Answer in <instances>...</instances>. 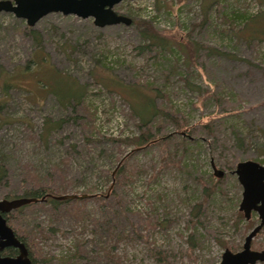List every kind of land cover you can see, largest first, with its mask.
I'll use <instances>...</instances> for the list:
<instances>
[{
    "label": "rangeland",
    "instance_id": "rangeland-1",
    "mask_svg": "<svg viewBox=\"0 0 264 264\" xmlns=\"http://www.w3.org/2000/svg\"><path fill=\"white\" fill-rule=\"evenodd\" d=\"M263 8L261 0H122L113 9L133 21L103 27L60 12L28 26L0 12V74L11 83L0 90V162L7 168L0 199L21 194L28 173L83 198L55 210L44 200L25 208L27 218L18 220L25 230L44 229L29 231L36 263L115 264L112 256L116 264H217L225 248L241 249L258 216L239 211L242 187L233 170L249 159L264 165V34L249 32H264V13L254 20ZM145 23L159 39H145L138 27ZM31 58L45 60L33 70L43 85L23 69L34 68ZM70 77L84 93L79 103L62 104L52 93L67 99ZM133 84L178 115L189 138L159 118L161 132L175 137L166 148L152 143L129 155L131 179L118 189L122 208L113 202L103 210L95 195L105 194L110 171L132 150L118 140L139 132L118 89ZM59 120L43 137L44 126ZM263 233L253 249H264ZM78 246L83 254L72 257Z\"/></svg>",
    "mask_w": 264,
    "mask_h": 264
},
{
    "label": "trees",
    "instance_id": "trees-1",
    "mask_svg": "<svg viewBox=\"0 0 264 264\" xmlns=\"http://www.w3.org/2000/svg\"><path fill=\"white\" fill-rule=\"evenodd\" d=\"M261 3L264 6V0H261ZM263 13H264V8H263V11L260 12V14L258 16H256L254 20H257L258 18H260ZM254 20H253V22H254ZM138 27L142 28L141 31L143 34H145L144 35L145 39L152 40V39L157 38V35H158V34H156L157 30L151 29V28L149 29L150 25L148 23H145L144 27H143V25H140ZM145 27H147L148 29H146ZM249 32L255 34L256 36H260L261 34H264V32L254 33L252 31H250V26H249ZM157 39H159V38H157ZM160 43L162 44V42H160ZM198 47H200V46H198ZM30 61L35 62L34 68L30 69V71H29V69H26L25 67L23 69L27 73H31L35 81H39V79L36 78L35 75L33 74V70L38 68L40 65L39 63L43 62L45 60L44 59H38V58L37 59L31 58ZM6 75H7V77H2V75L0 74V90L3 93H6L8 88L11 87V83H10V80L8 78L9 74H6ZM63 76H65V75H63ZM67 76L68 75H66V77ZM39 82L43 85V83L41 81H39ZM71 82H72V85L74 86V89H73V91L70 90V93H69L67 99H61L62 98L61 96H59L58 94L52 93L56 96V98H58L59 102H61L62 104H65L67 101L69 102L70 99H73V100H75V102L79 103L80 99H81V95L84 93L83 89L79 85H77V83L72 78H71ZM104 85H105V87H107L108 90H110V87L108 85H106V84H104ZM120 86H121V88H118V89H121V91L123 92V95H125L129 99V101H130L129 105L132 109V113L134 114V116H136V118L138 120L137 126L139 129V132L136 136H131V137L127 136V137L122 138L121 140H118V141H121L127 145H131L132 150L128 155L119 159L118 163L115 165L114 169L112 171H110V174H111L110 179H109L110 185L106 189L107 191L105 192V194H96L95 195L96 199L99 202L100 208L103 210H111L113 207V202H115L116 204H118L122 208V203L120 202V194L118 192V189L120 186H124L131 179L132 172L128 167L129 155L131 153L133 154L136 149L141 148V147H145V146L152 144V143H157L158 145L164 146L166 148L167 145L169 144V143H167L169 141V139L171 140L172 137H175V134H173V133L161 132V130H160L161 129L160 128L161 122L158 123V125H157V121L159 118L160 119L167 118L168 120L173 122V124L175 125V128L178 129L179 133L183 137L189 138L188 135L183 133V131L185 130V124L183 123V121L180 120V117L178 115L171 114L170 112H167L166 110L164 111L161 108H158V106H156L155 95L152 96V95L143 93L142 91L139 90L138 84L137 85H135V84L128 85V86H130V88H126L125 85H120ZM43 88L44 87L42 86L40 91H43L44 92L43 94H45L46 92H45V90H43ZM1 107H2V105H0V109H1ZM61 121L62 120L55 121L53 123L48 122L46 124V126H44V129H43V134H42L43 137H46L50 133L51 129L54 128L53 126L56 123L59 126L61 124ZM204 126L207 129V131L211 132V125L209 123H206ZM182 139L187 140L186 138H182ZM6 175H7V168L2 162H0V178H4ZM27 177H28V181L26 184L24 182H21L22 183V185L20 186L21 194L20 193L19 194H15V193L10 194V195H7L6 199L9 200V199L21 198V197H36V198L43 197L45 200L42 203L48 204L50 206V208L53 210L57 209L60 204H65V203H70V202L76 204V202L81 201V199H83L81 197H76V198H71V199H56L53 196L61 195V194L57 190V187L51 182V180L43 181V180L36 178V176L34 174H30V173H28ZM218 179H221V177H218ZM203 187H204L203 190L206 191L207 186L204 185ZM112 199H114V201H112ZM32 203H34V202L26 203V204L17 206L12 211H9V212L3 214L6 221H8V222L10 221V222H13L12 224L18 225V226H16L17 228H15V234L25 244V246L28 250V255L30 252V249H29L30 244L32 243V241L29 239V234L31 233L29 231L30 230H36L37 234H40V235L44 234L43 227L36 225V226H33L32 229H30L27 232L26 227L28 224L25 226L24 222H23L24 224L18 222L20 217L23 219L27 218V213L25 211V208L31 206ZM238 217L240 220L242 219L241 213H238ZM262 231H264V227H263ZM261 232L259 234H261ZM188 242L190 243V247L194 244L192 236L189 237ZM231 249H232V247H231ZM6 253L12 255V254L16 253V250L8 249V250H6ZM157 253L159 254L158 256H160L159 257L160 259L165 260V257L162 256L160 252H157ZM82 254H83V249L80 248V246H78V247H76V250H75L72 257H79ZM29 256H30L33 264H38L34 261V259H32L31 252H30ZM110 258L112 259L113 263H115V264L119 261L118 258H114L112 256ZM48 261H49V258L44 257L43 259H41L40 264H42L43 262H48ZM79 264H87V263L81 262Z\"/></svg>",
    "mask_w": 264,
    "mask_h": 264
},
{
    "label": "water",
    "instance_id": "water-1",
    "mask_svg": "<svg viewBox=\"0 0 264 264\" xmlns=\"http://www.w3.org/2000/svg\"><path fill=\"white\" fill-rule=\"evenodd\" d=\"M122 0H0V12L12 13L17 18H23L28 26H33L43 16L60 12L63 15H75L81 18H93L96 26L103 27L123 23L129 25L132 19L117 13L113 7ZM214 175L221 177L222 170L212 165ZM233 173L242 187L241 200L238 209L244 218L249 219L252 211L258 213L259 222L245 236L240 250L232 251L225 248L217 264H256L264 261V249L251 248L253 237L264 225V165L255 160L239 161ZM85 196V195H84ZM56 199H71L74 194L53 196ZM45 200L43 197H21L0 199V264H33L25 244L16 236L7 224L3 214L12 211L17 206ZM7 247L16 249L15 255L2 254Z\"/></svg>",
    "mask_w": 264,
    "mask_h": 264
},
{
    "label": "flooded vegetation",
    "instance_id": "flooded-vegetation-1",
    "mask_svg": "<svg viewBox=\"0 0 264 264\" xmlns=\"http://www.w3.org/2000/svg\"><path fill=\"white\" fill-rule=\"evenodd\" d=\"M253 212H255V213H257L256 211H252L251 212V215H252V213ZM257 216H258V213H257ZM251 217V216H250ZM258 222H259V218H258ZM263 227H264V225L262 226V228L260 229V231L257 233V234H259L261 231H262V229H263ZM257 234L255 235V236H257ZM254 236V237H255ZM253 237V238H254ZM252 248V247H251ZM8 249H14L13 247H7V248H5L3 251H2V254H7L6 253V250H8ZM253 249V248H252ZM14 250H16V249H14ZM256 250V249H255ZM261 250V249H260ZM17 252V251H16ZM8 255H10V254H8ZM12 255H15V253L14 254H12ZM261 262H264V261H257L256 263H261Z\"/></svg>",
    "mask_w": 264,
    "mask_h": 264
}]
</instances>
